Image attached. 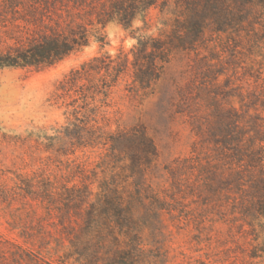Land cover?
<instances>
[{"label":"trees","instance_id":"1","mask_svg":"<svg viewBox=\"0 0 264 264\" xmlns=\"http://www.w3.org/2000/svg\"><path fill=\"white\" fill-rule=\"evenodd\" d=\"M157 1L0 0V70L41 72L91 44L99 47L94 57L55 81V96L61 101L64 116L55 137L57 151L108 145L113 154L120 155L118 163L123 162L142 178L150 177L156 147L145 126L139 121H106L105 115L107 100L122 75L132 72L130 87L145 79L146 85L160 79L165 52L159 41L134 25ZM181 2L185 4L181 14L188 23L182 41L186 50L199 55L217 40L222 41L225 50L232 46L240 55H253L263 45L264 0ZM110 23L128 31L135 40L132 60L125 56L112 58L104 50L105 29ZM247 72L254 79L253 85L237 86L238 106L231 107L226 99L220 105V118L207 123L205 131L196 130L192 155L174 159L164 168L168 188L158 187L154 201L140 203V225L134 224L131 209L122 202L117 186L105 187L98 195L104 200L87 201L92 196L86 185L58 186L49 179L36 182L31 173L15 172L13 186L2 189L0 199L38 201L39 207L46 206L52 216L57 211L68 212L63 221V240L67 244L50 253L58 264H171L167 227L159 211L172 214L174 206L178 207L174 200L178 195V199H234L237 224L250 242L249 249L244 248L239 256V263L264 264V81L257 70ZM105 208L125 222V232L111 242L93 235L101 228L96 223L105 215ZM148 212L154 214L151 219ZM207 218L174 220L183 228L199 230L210 224ZM41 261L34 251L0 247V264Z\"/></svg>","mask_w":264,"mask_h":264},{"label":"rangeland","instance_id":"2","mask_svg":"<svg viewBox=\"0 0 264 264\" xmlns=\"http://www.w3.org/2000/svg\"><path fill=\"white\" fill-rule=\"evenodd\" d=\"M184 5L181 0H158L143 20L134 23L159 41L165 52L160 79L147 85L145 79L130 87L133 75L129 71L119 78L107 100L106 121H139L145 126L156 147L149 179L118 163L120 155L113 154L108 145L57 151L55 137L64 116L61 101L55 96V81L97 54L98 45L91 44L41 72L0 70V191L13 186L15 172L31 173L36 182L49 179L58 186L86 185L92 196L87 201L104 200L98 195L105 187L117 186L122 202L131 209L134 224L140 225V203L154 201L158 187L168 188L164 168L174 159L192 155L196 130L205 131L207 123L220 118V105L226 99L231 107L237 105V86L253 85L248 70H257L264 81V40L253 55H240L232 46L225 50L217 40L199 55L186 50L182 46L188 26L181 14ZM105 32L104 50L112 58L132 60L135 40L129 32L115 23L108 24ZM178 197L172 214L159 211L167 227L171 264H240L239 256L244 248L249 249L250 242L237 224L234 199ZM45 207L31 199H0V247L12 251L19 246L38 253L42 264H58L50 253L67 244L63 221L68 212L57 211L52 216ZM103 211L105 215L96 223L101 228L93 235L111 242L125 232V222L108 208ZM146 215L148 219L154 216ZM191 216L208 217L211 222L197 231L174 220ZM114 221L117 224H112ZM118 240L122 243L120 237Z\"/></svg>","mask_w":264,"mask_h":264}]
</instances>
